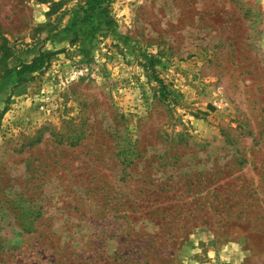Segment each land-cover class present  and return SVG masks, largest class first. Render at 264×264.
<instances>
[{
  "label": "rangeland",
  "instance_id": "1",
  "mask_svg": "<svg viewBox=\"0 0 264 264\" xmlns=\"http://www.w3.org/2000/svg\"><path fill=\"white\" fill-rule=\"evenodd\" d=\"M95 3L0 0V264H264V0Z\"/></svg>",
  "mask_w": 264,
  "mask_h": 264
},
{
  "label": "trees",
  "instance_id": "2",
  "mask_svg": "<svg viewBox=\"0 0 264 264\" xmlns=\"http://www.w3.org/2000/svg\"><path fill=\"white\" fill-rule=\"evenodd\" d=\"M86 6L87 9L95 10L97 8V3H95V0H86ZM85 9V10H87ZM85 12V11H84ZM82 20L86 19L87 12L84 13ZM43 63V57L41 54L37 55L33 58V60L30 63H25L17 70V74H22L25 72H34L37 70V68L42 65ZM164 88L161 86V92H163Z\"/></svg>",
  "mask_w": 264,
  "mask_h": 264
}]
</instances>
